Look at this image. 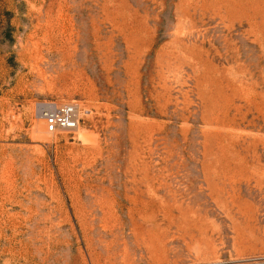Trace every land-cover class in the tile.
<instances>
[{"label":"rangeland","instance_id":"rangeland-1","mask_svg":"<svg viewBox=\"0 0 264 264\" xmlns=\"http://www.w3.org/2000/svg\"><path fill=\"white\" fill-rule=\"evenodd\" d=\"M0 264H264V0H0Z\"/></svg>","mask_w":264,"mask_h":264},{"label":"built area","instance_id":"built-area-1","mask_svg":"<svg viewBox=\"0 0 264 264\" xmlns=\"http://www.w3.org/2000/svg\"><path fill=\"white\" fill-rule=\"evenodd\" d=\"M37 108L49 133L74 131L83 121L82 108L77 101L60 103L56 100H43L37 102Z\"/></svg>","mask_w":264,"mask_h":264},{"label":"bare ground","instance_id":"bare-ground-1","mask_svg":"<svg viewBox=\"0 0 264 264\" xmlns=\"http://www.w3.org/2000/svg\"><path fill=\"white\" fill-rule=\"evenodd\" d=\"M41 117H42V115H41ZM79 128H77L76 130H78Z\"/></svg>","mask_w":264,"mask_h":264}]
</instances>
